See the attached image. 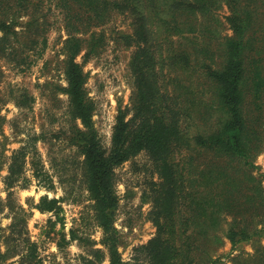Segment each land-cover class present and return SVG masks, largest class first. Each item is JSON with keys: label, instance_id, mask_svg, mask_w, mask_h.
Masks as SVG:
<instances>
[{"label": "trees", "instance_id": "trees-1", "mask_svg": "<svg viewBox=\"0 0 264 264\" xmlns=\"http://www.w3.org/2000/svg\"><path fill=\"white\" fill-rule=\"evenodd\" d=\"M50 1L63 16V92L69 116L80 126L71 144L82 157L81 177L102 231L104 251L93 250L94 260L85 264L105 258L138 264V257L124 263L117 250L113 173L141 151L155 160L160 180L152 196L155 236L138 249L147 264H225L215 256L223 245L218 232L232 247L262 237L264 175L253 173L252 159L264 139V0ZM35 2L0 0V55L9 61L16 47L20 54L46 45V21ZM223 8L220 21L216 14ZM119 15L129 19L130 29L119 31V40L135 48L129 62L133 114L126 119L118 111L104 150L77 58L105 46V27ZM205 83L212 88L208 97L200 89ZM27 97L23 92L19 103ZM27 159L25 146L13 152L7 188L26 182ZM33 174L38 177L37 168ZM56 204L42 197L36 208L53 212ZM263 252L259 246L238 262L264 264ZM5 257L0 252V264Z\"/></svg>", "mask_w": 264, "mask_h": 264}, {"label": "rangeland", "instance_id": "rangeland-1", "mask_svg": "<svg viewBox=\"0 0 264 264\" xmlns=\"http://www.w3.org/2000/svg\"><path fill=\"white\" fill-rule=\"evenodd\" d=\"M38 2L47 25L45 47L41 52L40 46H35L20 54L16 47L11 61L0 55V252L6 254L2 264H85L86 259L94 260L93 250L104 251L102 231L94 220L92 201L81 177L82 157L71 144L79 122H72L69 98L63 92L66 80L61 48L66 33L62 12L54 1L37 0L35 4ZM216 15L223 21L226 9ZM119 31L130 32L129 19L121 15L105 27L108 41L104 47L94 55L77 58L83 64L91 121L104 150L110 148L118 111L124 112L126 119L133 114L129 62L135 48L121 43ZM206 86L200 89L208 97L212 88ZM23 92L28 97L20 104ZM24 146L28 159L22 176L26 182L7 188L11 155ZM252 160L253 173L264 175V139ZM35 168L38 177L33 174ZM113 181L117 250L124 263H133L138 257L136 263L147 264L138 249L156 232L151 219L154 184L160 182L156 162L141 151L114 169ZM262 187L264 194L263 178ZM42 197L57 200L55 211L36 208ZM217 234L223 245L215 256L225 264H239V259H247L264 246V234L235 247L221 232ZM99 264H109L108 259Z\"/></svg>", "mask_w": 264, "mask_h": 264}]
</instances>
